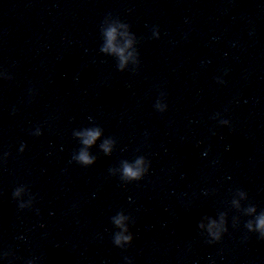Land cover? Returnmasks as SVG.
Instances as JSON below:
<instances>
[{
  "label": "clouds",
  "instance_id": "obj_1",
  "mask_svg": "<svg viewBox=\"0 0 264 264\" xmlns=\"http://www.w3.org/2000/svg\"><path fill=\"white\" fill-rule=\"evenodd\" d=\"M100 34L103 43L100 47V52L112 56L117 61V69L121 72L125 71L129 65L138 66L139 64V52L137 50V38L130 30V25L121 21L119 17H113L110 13L105 17L104 21L100 25ZM153 37L159 38V31H153ZM156 109L160 112L166 110L167 105L158 101L155 105ZM91 119V118H89ZM222 125H228L229 121L222 119L220 121ZM39 129H37L35 135H40ZM73 136L79 140L81 147L77 153L72 157L78 164L82 166L94 165L97 157L92 155L89 151L96 145L97 141L101 140L103 136V129L99 126L86 127L73 131ZM116 141L113 138H104L99 144V149L105 156H110L114 150ZM24 145H21L20 151H24ZM203 155H207L204 152ZM150 167V161L144 156H137L133 161L121 160L118 168H109V172L112 175L119 174L121 181L130 183L133 181H140L144 178ZM28 195L29 199L24 201L22 197ZM13 198L19 201L18 207L22 210L31 207L34 197L28 192L25 186H19L15 188L12 193ZM248 199V194L242 190H236L233 199L231 200V207L238 212H242L243 215L253 217L247 220L245 228L249 232H255L259 234L261 239H264V210L257 212V208L254 204H249L247 207L242 206V201ZM131 217L126 215L123 211L117 212L116 215L111 217V222L118 231L113 235V243L115 246L123 248L125 245H130L133 241V235L129 230V222ZM239 223V217H233V227H236ZM198 229L202 232H206L210 237L209 243L220 241L222 235L227 232V212H220L218 219L211 216H204L198 223ZM127 259V258H126ZM31 264V262H29ZM129 264L131 262L129 261Z\"/></svg>",
  "mask_w": 264,
  "mask_h": 264
}]
</instances>
